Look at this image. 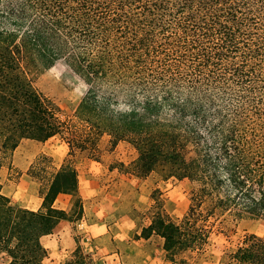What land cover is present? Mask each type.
I'll use <instances>...</instances> for the list:
<instances>
[{
	"label": "trees",
	"instance_id": "1",
	"mask_svg": "<svg viewBox=\"0 0 264 264\" xmlns=\"http://www.w3.org/2000/svg\"><path fill=\"white\" fill-rule=\"evenodd\" d=\"M59 59L86 84L71 114L33 83ZM54 136L62 161L42 153L25 171L38 208L0 183L6 264H44L41 239L83 217L75 155L97 159L104 137L135 149L129 174L192 183L176 219L155 190L140 232L170 261L200 251L227 215L264 218V0H0V165L22 139ZM75 242L67 264H87ZM222 264H264V238L246 234Z\"/></svg>",
	"mask_w": 264,
	"mask_h": 264
},
{
	"label": "rangeland",
	"instance_id": "2",
	"mask_svg": "<svg viewBox=\"0 0 264 264\" xmlns=\"http://www.w3.org/2000/svg\"><path fill=\"white\" fill-rule=\"evenodd\" d=\"M32 75L36 89L66 114L74 111L86 90L82 78L63 59L33 70ZM99 145L97 159L87 151L75 155L83 217L73 223L61 221L41 239L47 251L44 264H67L77 246L75 241L87 264H222L246 234L264 238V218L227 215L200 251H186L170 261L158 235L144 238L140 232L150 222L155 190H159L154 196L162 197L164 210L176 219L187 209L192 183L187 179H165L158 172L145 177L131 175L128 165L137 155L131 145L119 142L111 150L106 137ZM67 150L58 136L44 141L22 139L1 162V192L15 205L38 208L37 184L25 171L39 154L49 155L59 164ZM14 170L21 174L16 175ZM67 201V197L60 196L57 204L65 206ZM6 262V255L0 253V264Z\"/></svg>",
	"mask_w": 264,
	"mask_h": 264
}]
</instances>
